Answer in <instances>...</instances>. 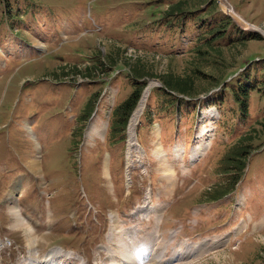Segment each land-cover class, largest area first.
Instances as JSON below:
<instances>
[{"label": "rangeland", "instance_id": "rangeland-1", "mask_svg": "<svg viewBox=\"0 0 264 264\" xmlns=\"http://www.w3.org/2000/svg\"><path fill=\"white\" fill-rule=\"evenodd\" d=\"M194 69L191 94L165 86ZM140 83L143 151L129 160L135 112L118 130L114 114ZM263 117L264 0H0V264H126L127 232L113 233L143 203L175 241L158 264H264ZM249 133L245 169L224 170Z\"/></svg>", "mask_w": 264, "mask_h": 264}, {"label": "bare ground", "instance_id": "bare-ground-1", "mask_svg": "<svg viewBox=\"0 0 264 264\" xmlns=\"http://www.w3.org/2000/svg\"><path fill=\"white\" fill-rule=\"evenodd\" d=\"M222 3H223V7L226 8L225 10L227 12H229V9H227V7H226L228 5L224 6L225 5V1H223ZM148 93H149L148 90L144 91V95L142 96V99L140 101L139 108H138V110L135 111L134 115L132 116V119H131L130 124H129V127H128V133H129V135L131 137V140L128 142V152H127L128 156H129V160H130L131 156H133V152L134 151H139L140 153L143 151V149L142 150H139V147L142 148V146L141 145H138V143L135 141V130H136V126H137V123H138L137 118L141 114V112H142V110H143V108L145 106V102H146V99L148 97ZM92 124H95V122L90 124L91 125L90 128L88 127L90 132H93L95 130V128L92 126ZM99 127H101V126H99ZM105 128H103L104 131H105ZM159 132L160 131H159V128H158L157 129V133H159ZM98 135L99 136H97V137H102L104 135V132L103 133H100V131H98ZM136 136H137V133H136ZM204 152H205V148L204 147H199L197 149V152H196L197 153L196 159H197L198 156H201L202 153H204ZM107 163H108V160H107ZM32 164H33L32 165L33 169L39 170L41 168L40 167L41 164H40L39 159H38V162L33 161ZM37 166H39V167L37 168ZM106 167H107V165H106ZM130 167H131V163H128L127 169H129V171L127 173V177H128L127 180H130L131 181V177H130V169L131 168ZM32 174H33V176L36 175V176H34L35 178L38 177L37 176V172H32ZM21 179L22 178H18L12 184V186L13 185H16V184H19L20 187H21ZM130 184L131 183L128 182V186L129 187H130ZM151 196H152L151 192L148 191L147 192V196H146L147 202H150L151 201ZM146 207H147V205L143 203L139 207H136V209L131 213L130 221L134 225L130 229H127V230L122 231V232H114L113 233V235H117L121 239V233L127 232V233H125V235H124V237L122 239L123 242H121V244H120V245H122L124 247V251H123L124 257L121 256V260L124 263H126V264H134V261H135V264H158V262H164L165 260L162 261V259H163V257H162V255H163V249H164V252L167 251L166 250L167 248H169V250H170L171 244L173 242H175V241L172 242L171 239H169V241H163L164 235H165V232H163V231H165V230H163L164 229V224H161L160 225L163 229L162 228L161 229H157V226L156 225H153L152 228L150 227L149 223L146 221L147 220L146 217L143 216L144 213H143V215L141 214L142 211H145V208ZM14 209L15 208L13 207L11 211H13ZM150 211L151 212L154 211V208H153V210H150ZM13 214L16 217H18V215L20 214L19 213V209L17 207H16V210L13 211ZM152 218L154 220V217H152ZM116 219L117 218H114L113 221H115ZM150 221L152 222V220H150ZM163 223H164V221H163ZM149 228H151V231H148ZM169 237L172 238V237H174V235H172L171 233H169ZM161 244H162V247H160ZM187 247H188V245L184 246V250ZM112 252H114V254L116 253L115 248L113 250H111V255H112ZM180 252L178 254H176V255H174V253H177V252H173V257H172L173 260L175 258H178L180 256ZM127 254H129V255L132 254V256H129ZM167 254H168V252H166L164 254V256L166 257ZM51 255H52V253L47 254L45 256V260H49L51 258ZM189 256H190V252L186 250V251L183 252V254L180 257L182 259H184V258H189ZM112 259H114V258H112ZM169 260H166V262L169 261Z\"/></svg>", "mask_w": 264, "mask_h": 264}, {"label": "trees", "instance_id": "trees-1", "mask_svg": "<svg viewBox=\"0 0 264 264\" xmlns=\"http://www.w3.org/2000/svg\"><path fill=\"white\" fill-rule=\"evenodd\" d=\"M231 22V20H230ZM234 23V22H233ZM236 26V25H235ZM263 37L260 34H252L251 37H243L241 39L243 44H245L248 40L250 39H262ZM217 37H212L211 39L208 40L209 43L215 41ZM209 45V44H207ZM197 52H201L200 49H197ZM218 51V50H217ZM219 52V51H218ZM205 53V51H204ZM196 64V63H194ZM194 68V67H193ZM138 70V69H137ZM95 72L96 69L92 67H86L85 69H79L77 68L75 72H77L79 75H90V72ZM142 71V69H141ZM140 69L137 71L138 73L141 72ZM145 71L141 72L140 77L145 76L143 75ZM196 73V70L194 69L193 71H189L187 73V76L183 77H171V79H168L167 77H164L163 82L165 83V86L170 89V91L183 94V95H189L192 92L193 85H192V80L194 78ZM194 75V76H193ZM140 83L138 86H134V91L130 95V97L122 103L116 110H115V122H114V127L115 130L121 129L129 120V117L135 107L137 106L142 93L144 91V84ZM250 87L244 86V89L241 91V86L238 91L235 90L234 96L235 100L239 103L240 109H241V114L244 115L245 117L248 116V106H249V97H250ZM262 122V123H261ZM261 124L264 125V117L260 121ZM264 128V127H263ZM254 131L256 129L254 128ZM252 139V133H249L247 135H244L241 137L237 143L232 146V148L229 150L226 160L223 161V169L224 170H230L237 168L238 170L242 169L244 170L246 167V161L250 153L252 152V147L247 143L248 140ZM239 172V171H238ZM240 177L237 176L236 179H239ZM231 183H226V185L222 189H216L215 193L212 194L211 199H219L220 197L224 196L227 194L230 189H231ZM214 192V191H213Z\"/></svg>", "mask_w": 264, "mask_h": 264}]
</instances>
